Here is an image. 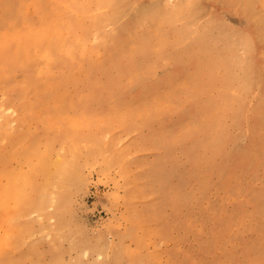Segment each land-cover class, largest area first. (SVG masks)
<instances>
[{"label": "rangeland", "instance_id": "1", "mask_svg": "<svg viewBox=\"0 0 264 264\" xmlns=\"http://www.w3.org/2000/svg\"><path fill=\"white\" fill-rule=\"evenodd\" d=\"M0 264H264V0H0Z\"/></svg>", "mask_w": 264, "mask_h": 264}, {"label": "bare ground", "instance_id": "2", "mask_svg": "<svg viewBox=\"0 0 264 264\" xmlns=\"http://www.w3.org/2000/svg\"><path fill=\"white\" fill-rule=\"evenodd\" d=\"M73 172V166L72 165H69V166H66V167H63L59 174H58V178L61 179V180H64L67 176H70ZM21 174V173H20ZM19 175V174H18ZM22 175V174H21ZM4 188V187H3ZM5 188H7V190H9L8 187L5 186Z\"/></svg>", "mask_w": 264, "mask_h": 264}]
</instances>
